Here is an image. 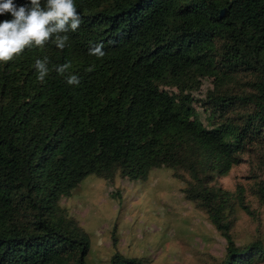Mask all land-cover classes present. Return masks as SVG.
I'll return each mask as SVG.
<instances>
[{
	"label": "trees",
	"instance_id": "1",
	"mask_svg": "<svg viewBox=\"0 0 264 264\" xmlns=\"http://www.w3.org/2000/svg\"><path fill=\"white\" fill-rule=\"evenodd\" d=\"M74 3L82 22L63 50L0 62V264H90V236L60 201L89 175L144 182L160 168L223 239L214 264H264V237H233L239 213L264 208V0ZM66 63L79 85L54 70ZM241 165L244 181L222 186Z\"/></svg>",
	"mask_w": 264,
	"mask_h": 264
},
{
	"label": "rangeland",
	"instance_id": "2",
	"mask_svg": "<svg viewBox=\"0 0 264 264\" xmlns=\"http://www.w3.org/2000/svg\"><path fill=\"white\" fill-rule=\"evenodd\" d=\"M196 111L204 122L202 110ZM247 175L248 168L241 165L220 184L232 187ZM182 187L165 168L152 170L144 182L115 178L108 185L89 175L60 205L89 234L90 264H109L115 252L126 258L146 257L151 264H214L223 255L224 241L205 216L183 200ZM256 234L264 237V208L258 220L239 213L233 237L243 245Z\"/></svg>",
	"mask_w": 264,
	"mask_h": 264
},
{
	"label": "clouds",
	"instance_id": "3",
	"mask_svg": "<svg viewBox=\"0 0 264 264\" xmlns=\"http://www.w3.org/2000/svg\"><path fill=\"white\" fill-rule=\"evenodd\" d=\"M10 14L11 20L0 22V62L7 63L21 56L25 49L44 48L53 44L63 50L69 41L67 33L75 32L81 25L74 0H28L18 6L13 0H0V15ZM89 54L97 59L104 57L103 45L90 48ZM70 64L57 66L54 70L65 76L68 85H79L77 75L69 72ZM35 69L37 79L44 83L52 69L48 57L37 59Z\"/></svg>",
	"mask_w": 264,
	"mask_h": 264
}]
</instances>
